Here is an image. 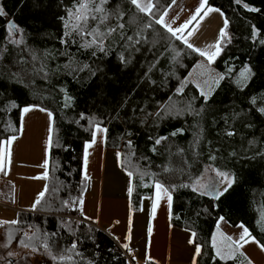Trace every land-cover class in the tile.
Wrapping results in <instances>:
<instances>
[{
	"label": "trees",
	"instance_id": "16d2710c",
	"mask_svg": "<svg viewBox=\"0 0 264 264\" xmlns=\"http://www.w3.org/2000/svg\"><path fill=\"white\" fill-rule=\"evenodd\" d=\"M71 3L72 0H0V49L7 50L0 56V141L18 134V115L25 105L36 104L53 113L48 191L41 202L44 207L38 205L34 212L20 213L19 224L2 227L16 240L24 238L23 232L33 235L35 228L29 225L38 227L41 233L57 231L66 237L61 243L67 244L71 237L60 227L61 221L76 227L77 235L90 226L94 241H84L85 256L97 253L98 264L135 263L108 234L87 222L77 225L80 215L60 207L69 192L78 195L81 182L87 189L83 176L84 142L91 138L93 125L98 123L107 128L108 146L119 150L121 159L129 151L127 142L131 140L135 153L132 163L141 171L156 173L155 179L166 187L189 185L169 189L173 196L171 222L196 232L195 241L202 246L196 264H224L212 259L211 248L220 217L232 226L243 225L264 244V114L257 110L264 107V0H207L209 7L224 14L231 37L221 41L223 51L213 65L219 73L225 72L226 66L233 69L232 78L221 81L207 101L193 85L177 94L199 55L154 22L165 14L172 0H153L155 17L139 12L130 0H107L104 7L109 19L100 30L114 31L104 40L106 54L81 49L77 43L61 55L65 45L60 43L63 27L59 17L65 15L64 8ZM116 12L122 13L119 19ZM149 21L152 27L144 29ZM10 22L22 30L24 44L17 46L8 41L6 28ZM96 26L90 21L89 28ZM252 26L259 30L255 38ZM127 36H132L133 41H127ZM26 46L51 52L54 58L47 61L46 71L57 65L71 63L72 68H78L87 63L95 75L89 69L72 74L61 70L49 72L47 80L24 75L18 83L13 74L21 70L17 63L21 55L28 59V53L21 51ZM93 50L97 52L95 57L91 55ZM245 65L251 67L254 75L240 87L235 76ZM25 67L31 71V64ZM66 98H70L67 106ZM165 108L170 109L169 114H165ZM90 119L93 125L89 124ZM225 130H234L235 135L226 137ZM197 136L200 139L193 148ZM160 137L167 139L156 145L155 140ZM209 153L216 156L215 161L207 159ZM209 164L236 177L230 194L215 201L191 189ZM153 186L152 178L134 175V211L139 210L143 197L152 194ZM54 187L59 191L53 192ZM33 243L43 250L39 241ZM41 264H52L45 253ZM227 264L239 263L236 260Z\"/></svg>",
	"mask_w": 264,
	"mask_h": 264
},
{
	"label": "snow or ice",
	"instance_id": "6c2138e0",
	"mask_svg": "<svg viewBox=\"0 0 264 264\" xmlns=\"http://www.w3.org/2000/svg\"><path fill=\"white\" fill-rule=\"evenodd\" d=\"M107 0H72V3L70 6H65L64 16H60L59 19L62 22L63 27V35L60 39V43L62 45H65V51L61 53V55L67 54V47L71 44H77L79 43V47L81 49H96L99 50L101 53H105V46H104V40L108 33L114 31L112 28H107L106 31H101L100 26L104 24L105 21L109 19V13L105 9L104 5L106 4ZM172 3H175V0H172ZM237 3H239V0H237ZM130 4L132 6H135L137 10L141 13L150 14L153 17H155V13H153L151 10L153 8V5L151 2L147 4H143L140 2V0H130ZM207 0H201V3L199 4V7H197L194 11L193 16L191 17L192 21H195L197 19V14H202V10L206 8ZM245 8L248 7L247 4L244 5ZM213 9L211 7L207 8V11H212ZM216 11H219V9H216ZM252 11H258L257 9H252ZM0 14H2V9H0ZM117 19H119L122 16V13L116 12L114 13ZM91 22H95L97 25L96 27L89 28V24ZM154 22L157 25H160L163 30H165L172 38L183 40V43L186 45L188 49L193 50L194 52L198 53L202 58H205L208 65H211L218 56H220L221 52L223 51L221 41L225 39H231L229 37L228 32L226 30L228 21L225 19L224 25L225 27H222L219 31V39H217L216 43L214 45H209L206 50H202L200 48H195L187 39H184V32L185 29L188 28V25L190 21H185L182 25H179L177 27L170 26L164 19L163 14H160V17L158 19H155ZM120 28L123 27L122 24L118 25ZM152 27V21H149L148 23L143 25L144 29H150ZM259 30L255 28V26H252V37L255 38L257 35V32ZM6 34L8 41L13 45H22L24 44V37L22 35V30L19 29L17 25L14 23H9L6 28ZM17 34H19V38H16ZM138 35V33H137ZM127 41L131 42L133 41L132 36L126 37ZM136 43H139L137 40ZM262 44H264V41H261ZM138 50V49H137ZM6 49H0V56H3L4 52H6ZM22 52L28 53V59L25 60L24 57L21 55V59L17 61L18 64L21 66L20 72H17L13 74L15 77H17V82L21 83L23 80L24 75H28L31 77L35 76H41L42 79L47 80L49 78V72H60L61 70H70L69 74H72L74 72H80L84 71L85 69H89L92 75H95V72L90 69V66L87 63H84L82 66L78 68H72L71 63L65 64L63 66L57 65L56 69L54 70H48L47 68V61L49 59H53L51 52L49 50H43L38 51L36 49L27 48V46L21 50ZM91 55L95 57L97 55V52L95 50L91 51ZM179 55V53H177ZM121 61H124V57L120 56ZM31 64V71H29L25 65ZM38 65V67H37ZM233 75V69L231 67L226 66L225 72L223 73H216L212 77V83L216 86H219L221 81L227 79H231ZM254 75V73L251 70V67L245 65L243 68L240 69V71L235 76V82L238 84V86L243 87L246 85V83L249 81L251 76ZM197 88H200V85H197ZM213 89L209 88V90L206 92L203 89L200 90V96L203 98L204 101H207L209 99V96L211 95ZM63 91V89L61 90ZM178 92L181 91V89L177 90ZM67 99L65 106H67ZM256 98H252V103L255 104ZM34 108H38L42 112H46L47 116L51 120L53 117V113L49 111L47 108L41 107L36 104H30L25 105L20 110V118L23 119V115L25 113H28ZM261 114H264V107H260L257 109ZM170 109L165 108V114H169ZM83 116V114H81ZM159 115V113L157 114ZM224 123L227 125L228 120L225 118ZM89 124L93 125V120H89ZM250 126V125H246ZM94 130L91 133V138L84 142V156H83V162L85 168L88 164V149L92 147L93 144L96 143L97 139V133H107L106 128H102L100 124L96 123L93 125ZM174 132L172 135H175ZM224 135L226 137H232L235 135L234 130H225ZM16 137L13 135L9 137L6 140V144L10 145L13 140H15ZM167 139L166 137H160L155 140V144L159 145L161 143V140ZM200 137H196V141L192 145V147H195V144L199 142ZM129 151L124 154V159H121V153H116L117 162L122 168V170L125 172L128 181H129V187L128 192L131 194L132 187L131 183L133 180L134 175H139L141 179H143L145 176H148L149 178H152L154 181V189H155V200L153 201L151 205L152 214L155 215L157 205L161 198H166V202L169 207L172 205L173 196L170 188L174 191L177 187H189V185L186 184H170L168 187H166L162 182H160L159 179H155L157 176L156 173H151L148 171H141L138 167H136L133 163V157L135 156V153L131 150L132 141L129 140L127 142ZM153 151L155 152L156 149L153 148ZM180 152H183V149H179ZM7 153V149L3 150V154ZM3 154H0V167L3 165ZM208 160L215 161L216 156L209 153ZM48 161H44L45 167H47ZM163 171L167 172L169 171L168 168H164ZM45 177L47 176V173L44 174ZM85 180L88 179L87 173H84ZM236 183V177L234 174H231L228 171H223L217 167H213L211 164L207 165L204 168L203 173H201V176L195 180L194 183L191 184V189L194 193H199L202 196L210 197L213 201L219 200L221 197L225 196V194H230V189H232L233 185ZM68 187V186H65ZM86 188L83 186V182H81V186L79 187L78 195L72 196L71 192H69V198L62 200L60 202V207L66 211L70 212H76L80 215L81 219L76 221L77 225L84 224L85 221H92V217H88L84 213V192ZM48 191V186H44V190L39 192L37 194L36 199L34 200L33 204L31 205V210L35 211L37 210V206H41L42 208L44 205H42V200L45 197V193ZM58 188H53V192H58ZM57 211L60 210V208L56 209ZM223 217H220V220H223ZM98 222V218L97 221ZM10 225H16L19 224L20 221L18 220H12L8 222ZM29 227L35 228V231L33 232V235L31 237L28 236L27 232H23V239L20 240V244L25 247H31L33 252L38 251V248L33 241H39V245L43 248L44 253L51 259L52 264H98L97 261V253H92L89 256H85L84 252V241L85 240H92L94 241V237L91 235V227L89 226L85 232L80 233V235H77V229L76 227H73L72 224H70L67 221H61L60 227L62 229H65L68 233V237H71L69 242L67 244H62L61 241L66 239V237L62 236L60 232L53 231V232H40V229L34 225H29ZM243 228V232L239 236V239L233 240L231 237H223L220 242H217L216 236L213 235L211 238V248L213 250L214 255L212 256L213 260H218L220 262H224V264H227L228 261H236L238 259V256L245 255L242 251L243 245L247 244L249 241H252L256 243L261 251H264V244H260L259 241L255 239L249 232L247 228H244L243 225H241ZM191 238L188 240L189 244H193L194 247V256L192 260V264H196L195 257L199 256L201 254V245L199 243H195L194 239L196 237V232L189 230ZM152 228H148V233L151 234ZM83 237V238H81ZM9 239H11V233H9ZM124 247L127 248L128 245L124 244ZM55 249V251H54ZM9 255H12L10 252ZM247 264H252L251 259H248Z\"/></svg>",
	"mask_w": 264,
	"mask_h": 264
},
{
	"label": "crops",
	"instance_id": "0c3cea01",
	"mask_svg": "<svg viewBox=\"0 0 264 264\" xmlns=\"http://www.w3.org/2000/svg\"><path fill=\"white\" fill-rule=\"evenodd\" d=\"M140 2H151L153 5V0ZM31 132L32 136L27 134L28 131L23 135L19 129L13 140L17 141L16 145H8L6 140L0 141V154L2 148L9 152L3 156V165L0 167V199L6 203H0V207L11 209L13 218L16 216L14 212L18 213L16 217L20 213L34 212L31 205L46 185L47 176L44 174H48L53 117L51 131L47 135L50 141L46 140V134L43 140L40 139L38 132L35 134L36 129ZM107 135L108 130L106 134L97 133L96 143L88 149L86 168L83 162V176L85 172L88 176L84 213L93 218L85 222L103 230L139 264H192L194 247L188 243L190 231L174 226L171 222L173 200L169 207L166 198L162 197L153 215V186L152 194L142 198L139 210L132 209L129 181L116 158V153L120 151L108 146ZM11 146L15 148L13 153ZM45 160L48 161L47 167L44 165ZM149 227L152 228L151 234L148 233ZM124 244L128 247L125 248ZM198 257H195L196 263ZM259 264H264V255Z\"/></svg>",
	"mask_w": 264,
	"mask_h": 264
},
{
	"label": "rangeland",
	"instance_id": "374dc122",
	"mask_svg": "<svg viewBox=\"0 0 264 264\" xmlns=\"http://www.w3.org/2000/svg\"><path fill=\"white\" fill-rule=\"evenodd\" d=\"M200 3L201 0H175V3L172 4L163 15V19L174 28L182 25L185 21H190L188 28L185 29V35L183 34L184 39H187L195 48L206 50L209 45H214L217 39H219V31L222 27H225V16L220 10L216 11L214 7H211L213 9L212 11H207L209 7L207 3L206 8L202 10V14H197V19L192 21L191 17ZM179 41L183 42V40ZM216 73H219V71L214 67L213 63L208 65L205 58L199 55L198 61L178 87L181 91H177V94H182L185 90L184 88L190 85L197 88L198 84L200 85V88H197L199 93L201 89L207 92L209 88L213 89V92L216 85L212 83V77ZM18 122L19 126L17 130L19 132L20 129L23 135H26L25 132L28 131L27 134L32 136L33 132H31V130L36 129L35 134L38 132L37 135H39L40 139L42 138L43 140L46 134V140L48 139V141H50L47 135H49L52 128V119H49L46 112L34 108L28 113H25L22 120L19 113ZM15 142L17 141H12V143H14L13 145H16ZM10 148L11 153H13L15 148L13 146ZM21 151L23 152V150ZM1 154H3V148ZM4 155L5 154H3V156ZM0 203L6 204L2 199H0ZM11 214H13L11 209H7L6 206L0 207V264H41L44 253L43 250L38 249V251L33 252L32 248L23 247L20 244L21 239H14L12 234L11 239H9V231L2 226L7 224L3 222L12 221V219L18 220V217H16L18 213L14 212V215H16L15 218L11 217ZM103 225L105 224L103 223ZM242 232L243 228L241 225L232 226L223 219L219 220L214 235L216 236L217 242H220L223 237H231L233 240H237ZM30 235L31 232H28V236ZM242 251L245 255L238 256L237 261L239 264H247L248 259H251L252 264H259L263 259L264 251H261L260 247L254 242L249 241L247 244H244ZM10 252L12 255H9ZM134 260L136 264H139L137 259L134 258Z\"/></svg>",
	"mask_w": 264,
	"mask_h": 264
},
{
	"label": "built area",
	"instance_id": "2783aa9c",
	"mask_svg": "<svg viewBox=\"0 0 264 264\" xmlns=\"http://www.w3.org/2000/svg\"><path fill=\"white\" fill-rule=\"evenodd\" d=\"M128 259H130V261H131V258L128 256Z\"/></svg>",
	"mask_w": 264,
	"mask_h": 264
}]
</instances>
